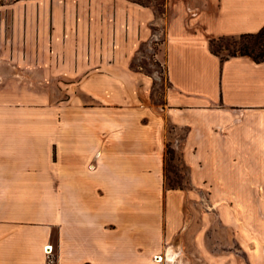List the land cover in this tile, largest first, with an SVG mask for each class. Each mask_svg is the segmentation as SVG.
<instances>
[{
    "label": "crops",
    "instance_id": "obj_1",
    "mask_svg": "<svg viewBox=\"0 0 264 264\" xmlns=\"http://www.w3.org/2000/svg\"><path fill=\"white\" fill-rule=\"evenodd\" d=\"M6 1L11 41L28 53L16 76L31 77L37 52L70 87L50 100L0 86V264H169V249L176 263L226 264L207 248L212 225L234 230L260 264L264 60L222 58L210 40L259 31L264 0ZM155 28L161 103L132 66ZM168 143L188 167L185 187L167 184Z\"/></svg>",
    "mask_w": 264,
    "mask_h": 264
},
{
    "label": "rangeland",
    "instance_id": "obj_2",
    "mask_svg": "<svg viewBox=\"0 0 264 264\" xmlns=\"http://www.w3.org/2000/svg\"><path fill=\"white\" fill-rule=\"evenodd\" d=\"M12 0H7L6 4H10ZM143 2L149 0H140ZM5 0H0V4L4 3ZM159 3V1H157ZM162 7L160 6V11ZM9 7H0V86H14L25 87L35 90L37 93H45L49 96L50 100H60L68 96V89L70 82L62 81L58 76L53 75L52 71L48 67L42 66L45 62L44 58L39 57V53H35L36 57L31 60L34 66L33 69H28L29 75L27 76H16L17 70L13 67V63L16 60V56H19V61L26 63L28 53L24 49V44L21 39L12 40L14 38L15 32L13 27L16 25V19H14L10 14ZM20 26H25V21H21ZM160 28V26H156ZM161 29V28H160ZM161 30L159 31V43L162 42L163 35H161ZM237 36H227L225 38L219 37L215 38V46L220 49L219 54L222 56H227L229 54L226 46L239 47L240 40L236 38ZM159 43L146 41L140 46L139 52L132 60V66L135 69H139L152 77V87H151V97L156 103H161L163 101L164 89L167 86V74L165 65L156 58V52L159 48ZM30 60V59H29ZM23 73H27V67L24 66ZM3 79V80H2ZM174 148L170 143H168V152L166 155V181L167 184H177V181L185 183L183 179V165L179 160V154L172 151ZM262 216V213H260ZM260 235L264 234V229L259 227ZM56 233V232H55ZM208 247L209 250L213 252H220L221 262L222 255H226L224 259L226 264H251V259L249 256V244L245 242H240L236 239L234 230L229 226L226 231L222 227L218 228L216 225L210 226L208 230ZM260 240L254 241L255 251L257 253H264V235L260 236ZM168 253V252H167ZM258 261L260 264L264 261L262 256H259ZM177 256L175 254L174 261L172 264H187V259L178 258L179 262L176 263ZM165 260V259H164ZM163 260V261H164ZM169 264L170 260L167 256ZM162 261V260H161ZM167 264V263H164ZM196 264H210L207 258H198Z\"/></svg>",
    "mask_w": 264,
    "mask_h": 264
},
{
    "label": "trees",
    "instance_id": "obj_3",
    "mask_svg": "<svg viewBox=\"0 0 264 264\" xmlns=\"http://www.w3.org/2000/svg\"><path fill=\"white\" fill-rule=\"evenodd\" d=\"M225 37H227V36H222V38H225ZM236 38L240 40L239 47L237 48V47L233 46L232 48H230L229 45L226 46V48L229 51V54L227 56L221 55L222 58L229 57V56H236V55H248L257 61L264 60V27H262L259 31L254 32V33L240 34ZM158 39H160L159 38V30L157 28H155L154 29V35L149 41H151V42L155 41V42L159 43ZM163 40H164V38L162 37V40H160V41H163ZM210 48H211L212 52L220 55L219 54L220 49H218L215 46V38L210 40ZM139 50H138V52H139ZM172 151L175 154L176 153L179 154V157H180L179 160H180V162L184 168L183 172L185 174L183 175V179H185V183H183L182 181L179 183L177 181V184H170V186H172V187H175V186L185 187L186 186V180H187L188 167L184 163L182 157L180 156V153L175 148H172ZM167 152H168V147H167L166 155H167ZM87 264H89V263H87Z\"/></svg>",
    "mask_w": 264,
    "mask_h": 264
},
{
    "label": "bare ground",
    "instance_id": "obj_4",
    "mask_svg": "<svg viewBox=\"0 0 264 264\" xmlns=\"http://www.w3.org/2000/svg\"><path fill=\"white\" fill-rule=\"evenodd\" d=\"M175 254H176V253H175L173 250H171V249L168 250L167 256H168V258H169L171 264H172L173 261H174V256H175ZM159 257H160V256H159ZM159 257H157V258H158L157 261L162 260V258H161V257L159 258Z\"/></svg>",
    "mask_w": 264,
    "mask_h": 264
},
{
    "label": "built area",
    "instance_id": "obj_5",
    "mask_svg": "<svg viewBox=\"0 0 264 264\" xmlns=\"http://www.w3.org/2000/svg\"><path fill=\"white\" fill-rule=\"evenodd\" d=\"M44 250H45V252H46L47 254L50 255V254H52V252H53V250H54V247H53L52 244H49V245H46V246H45Z\"/></svg>",
    "mask_w": 264,
    "mask_h": 264
}]
</instances>
